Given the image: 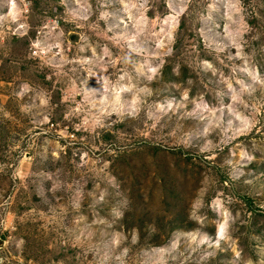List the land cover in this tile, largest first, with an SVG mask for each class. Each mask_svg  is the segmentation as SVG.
Returning a JSON list of instances; mask_svg holds the SVG:
<instances>
[{"label": "rangeland", "instance_id": "1", "mask_svg": "<svg viewBox=\"0 0 264 264\" xmlns=\"http://www.w3.org/2000/svg\"><path fill=\"white\" fill-rule=\"evenodd\" d=\"M0 264H264V0H0Z\"/></svg>", "mask_w": 264, "mask_h": 264}]
</instances>
